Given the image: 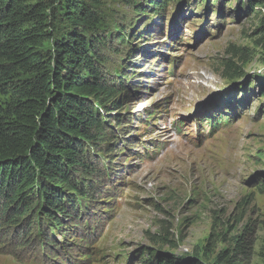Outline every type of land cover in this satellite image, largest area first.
Returning <instances> with one entry per match:
<instances>
[{"label": "rangeland", "instance_id": "rangeland-1", "mask_svg": "<svg viewBox=\"0 0 264 264\" xmlns=\"http://www.w3.org/2000/svg\"><path fill=\"white\" fill-rule=\"evenodd\" d=\"M245 1L171 2L161 29L158 14L137 18L130 31L151 41L136 42L126 73H148L121 110L133 139L112 151L116 179L97 182L95 224L44 242L52 235L37 225H0V264H142L146 249L224 264L240 234L246 252L231 264H264V7L246 10ZM130 8L103 0L105 36ZM229 45L248 53L234 57ZM120 50L110 65L123 70L128 48ZM228 59L240 79L224 75Z\"/></svg>", "mask_w": 264, "mask_h": 264}, {"label": "trees", "instance_id": "trees-1", "mask_svg": "<svg viewBox=\"0 0 264 264\" xmlns=\"http://www.w3.org/2000/svg\"><path fill=\"white\" fill-rule=\"evenodd\" d=\"M119 1L131 13L118 19L107 37L103 31L111 27L99 11L103 0H0L1 226L27 230L37 225V231L52 235L44 242L95 224L94 198L103 193L97 182L116 179L112 151L119 140L127 148L133 139L124 137L127 118L121 110L140 96L139 75L148 73H126L138 52L136 42L151 41L130 29L138 17L147 20L155 14L161 29L171 2H190ZM243 6L252 11L264 7V0H246ZM262 20L259 30L264 31ZM126 47L123 70L111 67L110 54L121 56ZM227 52L238 58L248 53L235 45ZM223 65L226 78L244 74L231 59ZM233 241L232 255L228 249L220 256L224 264H231L236 252H246L243 234ZM144 254L142 264H202L197 257L176 260L150 249Z\"/></svg>", "mask_w": 264, "mask_h": 264}]
</instances>
